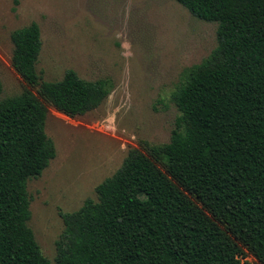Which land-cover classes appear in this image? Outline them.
I'll use <instances>...</instances> for the list:
<instances>
[{
  "label": "trees",
  "instance_id": "1",
  "mask_svg": "<svg viewBox=\"0 0 264 264\" xmlns=\"http://www.w3.org/2000/svg\"><path fill=\"white\" fill-rule=\"evenodd\" d=\"M176 1L218 23V44L172 94L170 142L141 140L97 200L62 213L55 263L29 225V180L56 155L49 106L74 118L111 88L73 69L43 80L38 23L12 33V66L29 87L0 99V264H252L249 254L264 264V0Z\"/></svg>",
  "mask_w": 264,
  "mask_h": 264
},
{
  "label": "rangeland",
  "instance_id": "2",
  "mask_svg": "<svg viewBox=\"0 0 264 264\" xmlns=\"http://www.w3.org/2000/svg\"><path fill=\"white\" fill-rule=\"evenodd\" d=\"M33 22L41 30L36 68L43 80L73 69L111 88L97 108L74 118L49 106L46 133L56 155L29 180V225L55 263L62 213L97 200L96 187L141 140L170 142L180 115L172 94L217 46L218 23L176 0H0V99L29 87L12 66V33ZM243 260L260 264L250 254Z\"/></svg>",
  "mask_w": 264,
  "mask_h": 264
}]
</instances>
